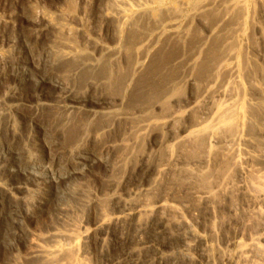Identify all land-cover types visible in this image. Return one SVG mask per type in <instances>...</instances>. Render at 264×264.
Returning a JSON list of instances; mask_svg holds the SVG:
<instances>
[{"label":"bare ground","instance_id":"obj_1","mask_svg":"<svg viewBox=\"0 0 264 264\" xmlns=\"http://www.w3.org/2000/svg\"><path fill=\"white\" fill-rule=\"evenodd\" d=\"M24 1L0 18L11 48L0 49V84H12L0 92V137L8 139L0 142V231L9 222L0 243L10 255L2 264H81L86 256L92 264H264V176L242 166L264 168L258 21L246 40L258 36L260 44L249 43L260 64L245 63L239 48L248 0H54L53 13ZM46 109L56 110L48 134L38 126ZM144 139L164 159L150 163V150L140 151L142 168L133 147ZM57 142L64 146L52 154ZM98 164H109L107 179ZM138 171L140 184L123 198L116 174ZM155 192L162 195L150 204ZM182 204L201 215L185 216ZM39 223L42 236L31 230ZM114 242L126 253L109 259Z\"/></svg>","mask_w":264,"mask_h":264},{"label":"rangeland","instance_id":"obj_2","mask_svg":"<svg viewBox=\"0 0 264 264\" xmlns=\"http://www.w3.org/2000/svg\"><path fill=\"white\" fill-rule=\"evenodd\" d=\"M26 1V0H25ZM24 1V2H25ZM43 0H40L39 2L37 1L36 3H33V2H31L32 3V5L35 7V8H39L40 10H48V11H50V13L52 12L53 13V8H54V4L55 3H53L54 2V0H49V1H43ZM251 1V2H250ZM20 2V1H19ZM52 2V3H51ZM256 2V3H255ZM38 3V4H37ZM20 4V3H19ZM23 4V3H22ZM29 4H30V2H29ZM52 4V5H51ZM260 6H259V5ZM14 5L15 4H13V0H0V18H2V19H5V20H7L6 18H7V16H9L10 15V13L11 12H13L14 11ZM31 5V4H30ZM251 5H253V7L251 6ZM264 5V4H263ZM263 5H261V3L259 2V0L257 1V0H248V2L246 1V3H245V8L247 9L246 10V12H247V14H246V16H247V19H246V23H245V25H244V29H245V31L247 30V31H249L248 33H247V31L245 32V35H244V39L243 40H240L239 41V48L241 47V50L242 51H244L243 52V55H244V57H245V63H247V62H249V59H250V61L251 60H253V58L255 59V60H253V61H255V62H257L258 60H257V56H254V54L252 53V51H254L253 49L255 48V47H253V46H251V44H254V46H255V44L257 43V42H259V44L261 43L260 42V40H259V38H258V36L257 35H255L256 36V38H255V36L254 37H252L253 39H251V40H246L247 39V37H246V35L248 36V34H250V27L252 26V24L253 23H255V24H259V25H262L263 26V28H264V7H263ZM52 6H53V8H52ZM259 7V8H258ZM42 8H44V9H42ZM261 8V9H260ZM52 9V10H51ZM255 9H258V10H260V11H258V10H255ZM25 10L26 11H24L22 14H21V12H20V17H21V20L23 19V21L25 20H28V18H29V12H30V10H28V8H26L25 7ZM28 10V11H27ZM251 10V11H250ZM48 11H46V12H48ZM263 12V15H262V12ZM28 14H27V13ZM250 14V16H249V14ZM25 16V17H24ZM248 16H249V18H251V19H248ZM255 16V17H254ZM257 16V17H256ZM20 17H19V19H20ZM26 17H28V18H26ZM263 17V18H262ZM25 18V19H24ZM258 18V19H257ZM262 18V19H261ZM258 21V22H257ZM261 21V22H260ZM90 22V21H89ZM88 22V23H89ZM247 22H249V23H247ZM250 22H252V24L250 23ZM257 22V23H256ZM261 23V24H260ZM91 25H92V22L90 23ZM90 24H88V27H90V29L92 30L93 29V27L90 25ZM251 25V26H249V25ZM248 25V26H247ZM254 26V25H253ZM5 31H7L6 29H5ZM88 32H91V31H89V28H88ZM1 33V32H0ZM247 33V34H246ZM2 34V36H4V37H0V41H2L3 40V42H0L1 44H0V49L1 50H3L2 52H11V48H5V46H6V44L7 43H5L7 40H5V39H7L6 37H5V34L3 35V33H1ZM0 34V35H1ZM22 34V36L24 37V36H27L26 35V33H25V31H24V35H23V32L21 33ZM91 34V33H90ZM92 34L94 35V37H95V34H94V31L92 30ZM92 34H91V37H93L92 36ZM101 37L100 38H103V36L102 35H100ZM97 37V36H96ZM255 38V39H254ZM2 39V40H1ZM257 41L256 43L254 42H251V41ZM244 41L245 42V47H244V42L242 43V42ZM251 44H250V43ZM4 45H3V44ZM250 45H249V44ZM241 44L243 45V48H242V46H241ZM251 46V48H252V50L251 49H249V47ZM247 47V48H246ZM257 47L259 48V45H257ZM4 48V49H3ZM245 48V49H244ZM257 48V49H258ZM6 49V50H5ZM248 49H249V51L251 52H248ZM22 52V51H21ZM253 54V55H252ZM251 57H253V58H251ZM259 62V61H258ZM259 64H260V62H259ZM256 68V67H255ZM46 69H48V68H45V69H41L40 70V72H45L46 71ZM256 70H258V72L259 71H261V73H260V75H264V70H259V68L257 67L256 68ZM263 72V73H262ZM259 73H257L258 74V76H259ZM260 77V76H259ZM261 78V77H260ZM9 79V78H8ZM8 79H4L2 82H1V84H0V92L1 91H3V90H5V88L7 87V86H11L12 87V84H10V82H9V80ZM264 81V80H263ZM260 83H262L261 81H260ZM263 84V83H262ZM25 87H26V89H25ZM31 87L32 86H28V85H26V86H24V89H23V91L22 92H24V91H26L27 93H29L30 92V89H31ZM28 90V91H27ZM110 93V92H109ZM106 95H109V94H107L106 93ZM111 95V94H110ZM50 110L49 109H46L40 116H39V118L38 119H40V123H42L43 125H45V127L47 128H45L42 124H39V122H38V126H41L42 127V129H43V132H46L47 134L48 133H51L52 131H53V129H52V124L51 123H53L54 121H53V118H52V116L53 115H55V111H53V112H49ZM46 112V113H45ZM26 113L27 112H23V115H21L20 113H14L13 114V118L16 120H19V117H21V116H24V115H26ZM20 114V115H19ZM19 116V117H18ZM46 118V119H45ZM51 118H52V120H51ZM38 121V120H37ZM51 121V122H50ZM49 122H50V124H49ZM47 123V124H46ZM49 126V127H48ZM50 126H51V128H50ZM41 129V130H42ZM52 130V131H51ZM119 130V129H118ZM118 130H116L115 131V134L114 135H116L117 137L116 138H118L119 139V137H120V131H118ZM121 130V129H120ZM124 131V130H123ZM2 133H3V131H2ZM114 135L113 136H111L109 139H111V140H113V142H117L118 141V139H116L115 137H114ZM118 135H119V137H118ZM102 137V136H101ZM101 137H99L100 139H105V138H101ZM8 139H7V136H3V134L1 135V137H0V142L1 141H4V142H2V143H5L6 144V141H7ZM117 140V141H116ZM145 141L144 142H142V145H139V146H134L133 147V149H134V151L136 152V155H134L135 154V152H134V158L135 157H137V158H139V156H140V153L141 152H143L144 154L147 152V153H149V152H151V153H149V155H150V159H149V162L150 163H155L156 161H162L164 158V155L162 156V155H160L163 159H161V157L158 155V154H162V152H163V154H164V151H159V150H157V148H155V147H152L151 145H150V143L149 142H147V139H144ZM93 142V143H92ZM59 142H57L56 143V146H55V144H53V143H51V144H53L54 146H51L52 148H50V150L49 151H51V153L53 152V153H55L56 152V150L58 151V150H60V149H62L63 147L62 146H64V145H60V144H58ZM61 143V142H60ZM149 143V144H148ZM4 144V145H5ZM118 144V143H117ZM60 146H61V148H60ZM88 147L90 148V149H92L93 148V150H96V148H97V146H96V143L93 141V140H91V142L89 143V145H88ZM116 147V146H115ZM139 147V148H138ZM141 147V148H140ZM59 148V149H58ZM243 151L244 149H245V146L243 145H239L238 146V150L240 151V152H242L240 149ZM36 149V148H35ZM137 149V150H136ZM153 149V150H152ZM119 150V149H117V148H115V150L113 149L112 150V155H113V153H114V155H117V156H115V157H118L119 155L120 156H123L124 155V153H125V151L123 152V154H121V152L122 151H117ZM146 150V151H145ZM150 150V151H149ZM138 151H139V153H138ZM141 151V152H140ZM149 151V152H148ZM153 152H154V154H153ZM47 153V151L45 152V154ZM52 153V154H53ZM120 153V154H119ZM146 153V154H147ZM155 153H156V155H155ZM182 153H184V152H182ZM138 154H139V156H138ZM38 155H39V152H38ZM156 157H155V156ZM184 156H182V158H186L187 157V155L186 154H183ZM152 156H154V157H152ZM159 156V157H158ZM186 156V157H185ZM151 157H152V159H151ZM133 158V159H134ZM160 159V160H157V159ZM241 158H243V155L241 154ZM153 159H154V161H153ZM151 160V161H150ZM134 161L136 162V164H141V167L142 168H145L146 166H147V164H148V161H140L139 162V160L138 159H134ZM153 161V162H152ZM135 162H133V160H132V162L131 161H129L127 164V166L125 167L126 168V170H129L128 171V173L130 172V170L132 169L131 167H133L134 165H136V164H134ZM147 162V163H146ZM248 164V165H247ZM247 164H245V163H243L242 164V166L243 167H246L247 168V170H250V172H254V171H256V170H261V172H260V174H261V176L263 177L264 176V168L263 169H260L259 167H257V166H255V164H251V163H247ZM109 165V164H108ZM102 166L101 164H98L97 166H96V168H95V172H97V174H101L103 177H104V175L107 173V172H109V166ZM102 166V167H101ZM259 166V165H258ZM101 167V168H100ZM256 168H258V169H256ZM107 169V170H106ZM107 171V172H106ZM99 172V173H98ZM124 172V171H123ZM118 173V174H116L119 178H118V180H122L123 182H124V186L122 185V187L123 188H125L124 189V191H123V193H125V195L120 191V196H122L123 198L125 197H127L126 196V193L130 190H132V188L133 187H135V186H137V184L139 185L140 184V181H141V179H142V176H143V174H144V172L143 171H138V172H140V173H136L135 175H133V176H126V175H128V173H126V175H124V173ZM111 173V172H110ZM110 173L108 174H106V176L104 177V178H108V176L110 175ZM116 175H114L115 176V178L117 177ZM233 177L235 176V174H233L232 175ZM232 176H231V179H234V181L236 182V181H239L240 179L239 178H237V177H234V178H232ZM246 177V176H245ZM236 179V180H235ZM242 181V180H241ZM5 182V181H4ZM90 183V185H91V187H95V185H93L94 183L93 182H91V181H89ZM122 182V183H123ZM129 182V183H128ZM129 185H128V184ZM237 183V185H238V182H236ZM100 187V186H99ZM102 187H106V185H104L103 184V186ZM122 189V188H121ZM126 189H128V191L126 190ZM123 190V189H122ZM126 190V191H125ZM132 192V191H131ZM156 194H152L153 196L155 195V198H153V196L152 195H148V196H146V200L151 204V201L152 202H155V200L154 199H157V197L158 196H161L162 194L161 193H157V192H155ZM160 194V195H159ZM124 195V196H123ZM158 195V196H157ZM165 197H168V196H166V195H164ZM133 196H131L130 198H132ZM151 200V201H150ZM55 204V203H54ZM186 204V203H185ZM186 205H188V206H186ZM186 205H184L185 206V208L187 207H190L189 206V204L187 203ZM71 206H75L73 203H71ZM191 206H193V204H191ZM54 208H55V205H51V207H50V210L51 211H53L54 210ZM112 207H109L108 206V210L107 211H109L110 212V214L111 213H113L114 212V210H112L111 209ZM177 208L180 210V212H182V213H186L185 214V216H194L195 218L200 214V212L198 211V210H195V211H193V210H191V209H189L188 211H186L185 210V208H183V204H182V206H180V205H178L177 206ZM116 210V209H115ZM184 210L186 211V212H184ZM112 211V212H111ZM188 212V213H187ZM189 212H191V213H189ZM193 213V214H192ZM79 215H81V216H79ZM201 215V214H200ZM238 215V214H237ZM77 218H75V217ZM73 216V218H74V220H75V222L78 220V217H80V219L79 220H82L81 218L83 217L84 218V216H85V213L84 214H76V215H74ZM192 216V217H193ZM239 216V215H238ZM192 217L191 218H189V219H192ZM193 220V219H192ZM226 220H227V218H226ZM48 222V219L47 220H45L44 222ZM44 222H42V224L44 223ZM9 222H7V223H5L2 227H1V231H0V234H1V237H3V233H5V231L6 232H8V228H9ZM35 226V227H34ZM32 225V227H31V230H33L34 232H37V233H41L40 231L42 230V225H40V223H39V225L38 224H36V225ZM4 227V228H3ZM238 227V226H237ZM234 228V227H233ZM4 229V230H3ZM6 229V230H5ZM78 231H82V229H77ZM229 229H226V231H228ZM231 230V229H230ZM229 230V231H230ZM4 231V232H3ZM233 230H231L230 231V233L232 232ZM37 233H35V234H37ZM43 233H44V231H42V233L41 234H39V235H43ZM229 232H228V234H230ZM7 234V233H6ZM38 235V234H37ZM224 239V238H223ZM223 239H222V237L220 238H217L216 240L217 241H215V245H216V247H218L219 249H222V250H224L226 247V244L224 243V241H223ZM169 239H167V236H161V237H159L158 239H157V242L162 246V247H164L165 245H167L168 243H169V241H168ZM115 243V242H114ZM114 243H113V245L112 246H110V249L112 250V252H111V250L109 249V253L110 254H108L109 255V259H111V258H113L114 257V255L117 257V256H120V255H122V254H124V253H126L125 252V250H124V247L122 248V246H120L118 243H115V246H114ZM6 244H7V241L6 242H1L0 243V264H2V262H4V260H5V258H8V256H10L9 255V250H8V247L6 246ZM117 244V245H116ZM218 245V246H217ZM81 246H82V244L81 245H79V247H80V249H82L81 248ZM118 246V247H117ZM160 246V248H162ZM83 247V246H82ZM163 249V248H162ZM124 250V251H123ZM121 251H123V252H121ZM7 252H8V254H7ZM113 254V255H112ZM87 257H88V259L89 258H92V257H90V256H86V258L84 259V258H81L80 257V262H81V264H87L88 262H90V259L88 260L87 259ZM123 257V256H122ZM115 258V257H114ZM87 262H85L84 260ZM87 259V260H86ZM108 264H111L110 262H107ZM89 264H92V260H91V262L89 263ZM94 264V263H93ZM121 264H123V263H121ZM146 264V263H145Z\"/></svg>","mask_w":264,"mask_h":264}]
</instances>
